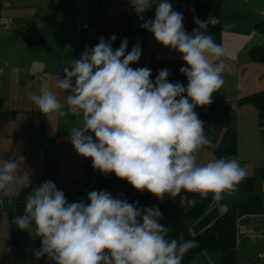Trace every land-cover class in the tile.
I'll return each mask as SVG.
<instances>
[{
	"label": "clouds",
	"instance_id": "9594fccd",
	"mask_svg": "<svg viewBox=\"0 0 264 264\" xmlns=\"http://www.w3.org/2000/svg\"><path fill=\"white\" fill-rule=\"evenodd\" d=\"M154 2L130 0L141 18ZM219 22L211 15L205 21L194 18L197 28L189 34L182 13L174 11L168 0H159L155 18L142 23L158 43L181 55L186 85L169 82L167 69L160 70L153 82L149 68L130 67L140 60L139 43L126 52L125 39L113 50L111 42L101 37L80 59L72 60L70 68H63V78L57 77L56 88L67 93L64 103L47 88L30 93L28 99L44 116H82L69 139L101 173H114L160 203L183 191L201 200L211 194L219 204L247 176L235 157L197 163L198 151L215 148L194 109L210 105L213 93L224 84L226 51L206 32ZM18 167L17 160L0 162V206L5 200L13 206L10 191L17 183ZM189 203L194 206L197 201ZM137 205L114 198L107 190L90 191L86 200L69 203L48 180L32 188L23 214L13 223L40 238L41 247L34 255L46 256L52 264H182L198 242L183 235L170 238L168 227L161 223V208Z\"/></svg>",
	"mask_w": 264,
	"mask_h": 264
},
{
	"label": "crops",
	"instance_id": "0c3cea01",
	"mask_svg": "<svg viewBox=\"0 0 264 264\" xmlns=\"http://www.w3.org/2000/svg\"><path fill=\"white\" fill-rule=\"evenodd\" d=\"M7 1L8 5L2 9L4 0H0V9L9 18L7 25L0 26V65L3 67L0 73V162L13 159L19 165L17 183L10 191L14 202L13 206H8L10 212L16 201L25 200L32 188L48 180L64 194L90 190L96 185L91 158L79 155L69 139L71 129L81 125L82 116H44L28 99L30 93L39 94L42 88H47L64 103L67 93L55 86L57 77H63L56 73L66 66L70 68L71 61L80 59L85 49L91 50L101 37L111 42L113 50L125 39L126 52L139 43L140 60L130 67L149 68L153 82L159 71L168 70L174 60L184 61L178 52L158 43L151 32L141 27L152 19L147 11L141 18L130 0ZM222 6L220 44L227 54L224 57L227 69L223 73V86L212 95V101L221 106L209 105L210 114L213 112L209 120H219L212 143L215 148L223 143L227 126L234 132L238 130L237 159L244 166L246 177L253 176L254 180L248 183L245 178L236 192L226 194L225 209H221L220 203L213 204L221 212L233 209L237 223L244 222L253 229L251 234L235 232L236 264L249 262L245 253H255L257 264H264L261 256L264 254V131L257 125L256 105L246 97L264 89V59H253L250 54L253 46L264 45V0L235 3L223 0ZM113 35L116 39L111 41ZM14 66L21 71H14ZM35 74L46 75L48 79H37ZM224 99L236 102L238 109L223 106ZM194 111H198V107ZM205 149L212 154L208 161L212 160L214 149ZM38 150L43 152L42 158L35 157ZM247 196L252 203L250 211L243 208V199ZM4 219V232L6 228L9 233L7 212ZM15 229L20 231L16 226ZM9 241L10 235L7 236ZM17 245L18 253L21 250L22 254L35 249H24L27 247L22 243ZM194 257L187 263L221 264L217 251L202 250Z\"/></svg>",
	"mask_w": 264,
	"mask_h": 264
},
{
	"label": "trees",
	"instance_id": "16d2710c",
	"mask_svg": "<svg viewBox=\"0 0 264 264\" xmlns=\"http://www.w3.org/2000/svg\"><path fill=\"white\" fill-rule=\"evenodd\" d=\"M159 0H155L152 8L147 11V16L151 19L155 18V7ZM174 11L180 12L183 15V27L189 34L193 29L197 28L194 23V18L205 21L208 17L215 16L219 18V23L209 25L206 29L207 34H210L217 44H220V34L222 31L221 22V4L222 0H168ZM2 4V3H1ZM3 8V7H2ZM250 54L253 59H264V45H256L250 49ZM185 66V63L180 60H174L168 71V80L171 83L187 84V77L180 72V68ZM250 99L257 108L258 123H264V89L254 91L246 96ZM238 107L237 103L234 102ZM209 106V105H208ZM226 106V105H225ZM228 107V106H227ZM232 108V107H229ZM236 109V108H233ZM202 115H208L202 112ZM237 158V145L235 141L234 129L227 126L224 135L223 143L214 149L213 158ZM96 185L90 190H79L74 194H65L69 203L78 202L82 199L86 200L87 193L93 190H107L112 196L126 199L129 203L138 202V207L145 208L152 205H157L161 208L163 216L161 223L169 229L170 238H179L181 235L185 239H195L198 246L185 254L182 264L194 257L202 250L217 251L220 256L221 264H236L235 261V232L237 226L236 212L233 209L220 211L215 204H209L212 201L211 194L207 199L201 200L198 195L181 192L175 198H165L163 203H160L156 196L150 194L146 190L138 192L127 181L121 180L114 173L103 174L96 170ZM253 176L246 177V181L253 182ZM253 184V183H252ZM195 199L197 203L193 206L189 203ZM243 208L245 211H250V197L244 199ZM25 207V200L16 201L12 211H7L8 229L12 242L17 244L22 243L29 248L39 249L41 240L39 237H33L28 231L16 232L14 217L22 215ZM5 210V202L0 206V219ZM194 234V235H193Z\"/></svg>",
	"mask_w": 264,
	"mask_h": 264
},
{
	"label": "rangeland",
	"instance_id": "374dc122",
	"mask_svg": "<svg viewBox=\"0 0 264 264\" xmlns=\"http://www.w3.org/2000/svg\"><path fill=\"white\" fill-rule=\"evenodd\" d=\"M230 1L232 3L233 2L235 3V2H238L239 0H229V2ZM222 3H223V0H222ZM225 6L223 9L224 10L223 15L225 14ZM222 7L223 6L221 4V12H222ZM234 7H237V6H234ZM229 11L232 12V10H229ZM229 11H226V12L229 13ZM244 12H245V10H244ZM212 104L215 107L221 106V105H218L216 102H212ZM222 105L225 106L224 104H222ZM196 113L198 114L199 119H201L204 122V128L206 131V135L211 139L212 142H214V140L212 138H213V135L216 133V126H217L218 121H219L218 118L213 119V120H209L210 116L212 115L213 112L211 114H208V115H202V113L200 111V107H198V111H196ZM224 119H225V113L221 116V123H223ZM228 124H230V123H228ZM257 125L262 131H264V123H261V124L258 123ZM255 136H256V134H255ZM250 137L253 139L252 135H250ZM235 138L236 139L238 138V130H236V132H235ZM211 155L212 154L208 153V151H206L205 148L201 149L197 153V163L198 164L207 163V161L211 158ZM226 196L227 195L225 194L224 199L222 201H220V204H222V206H221L222 210L225 209L226 205H228V204H226ZM213 203L214 202L212 200V201H210L209 204H213ZM8 206L9 205L6 203V200H5V210H4L5 212L3 214V218L5 217L7 210L8 211L10 210V208H8ZM3 218L0 219V264H52V262L49 261L46 256L37 259L34 255V250H36V248L28 250L27 252H29V253H24V254H22V252H20L21 250L19 249L20 251L18 253V250L16 249V248H18L17 243L12 242V241L7 242V236L9 238V235H8L9 233H8L6 228H5V232H4L3 225L6 223H5V219L3 220ZM5 227H6V225H5ZM4 237H5V239H4ZM24 249H29V248L27 247ZM249 254L250 253L244 254L246 261L247 262L249 261L247 264H257L258 256L255 255V253H251L250 255ZM195 258L196 257H194L193 260H195ZM191 260L189 262H191ZM187 262L185 264H189ZM192 262H194V261H192Z\"/></svg>",
	"mask_w": 264,
	"mask_h": 264
},
{
	"label": "built area",
	"instance_id": "2783aa9c",
	"mask_svg": "<svg viewBox=\"0 0 264 264\" xmlns=\"http://www.w3.org/2000/svg\"><path fill=\"white\" fill-rule=\"evenodd\" d=\"M6 5H8V1L7 0H4L2 7L6 6ZM2 9H0V26L7 25L8 22H9V18L3 14ZM2 70H3V67L0 65V73L2 72ZM13 70L14 71H21L18 67H13ZM56 75L57 76H60V77H63L64 76V73H63V71H58L56 73ZM35 77L37 79H48V76L41 75V74H35ZM222 103L224 105L228 106V107H232V108L238 109V107L236 106V104L233 101L229 100V99H224L222 101ZM208 111H209V106L202 107V112L203 113H207ZM35 157L42 158L43 157V152L41 150H38L37 152H35ZM241 166L244 168L243 165H241ZM236 231L238 233H242V234H251L252 231H253V229H252V227L250 225H248V224H246L244 222H238L237 223V226H236Z\"/></svg>",
	"mask_w": 264,
	"mask_h": 264
}]
</instances>
